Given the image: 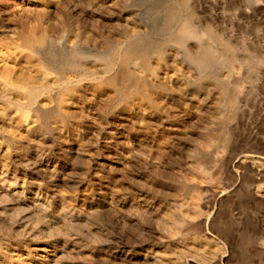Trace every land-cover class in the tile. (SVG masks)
Returning <instances> with one entry per match:
<instances>
[{"label":"rangeland","instance_id":"1","mask_svg":"<svg viewBox=\"0 0 264 264\" xmlns=\"http://www.w3.org/2000/svg\"><path fill=\"white\" fill-rule=\"evenodd\" d=\"M41 1L0 0V17L26 31L48 11L51 22L67 12L97 31L101 52L114 49L106 38L131 36L150 54L170 55L159 65L151 58L162 94L149 110L134 101V113H123L131 89L125 82L121 97L106 84L99 92L88 85L68 107L69 121L56 122L45 111L30 133L19 128L27 117L6 124L0 163L17 165L28 178L12 181L14 189L0 186V264H264V204L251 193L264 183V162L259 175L251 162L230 170L241 155L264 156V0ZM12 32L0 41L10 45ZM78 48L93 52L85 41ZM205 49L206 70L200 66ZM14 106L17 116L21 105ZM66 137L81 143L69 159L62 151ZM29 151L52 159L55 180L45 167L29 168ZM202 164L212 178L198 171ZM225 188L230 192L221 196ZM204 238L207 244L200 243Z\"/></svg>","mask_w":264,"mask_h":264},{"label":"bare ground","instance_id":"2","mask_svg":"<svg viewBox=\"0 0 264 264\" xmlns=\"http://www.w3.org/2000/svg\"><path fill=\"white\" fill-rule=\"evenodd\" d=\"M45 2L46 0L42 3ZM52 3L53 2H51V4ZM55 5L57 6L58 2ZM71 10V12H74V9ZM48 12L46 13L47 16L41 17L43 19L38 23H35V20L34 24L31 23L32 26L29 27V24H27L29 28H27L26 31H20V29L17 30L18 23L14 21V19L8 18V20H5L1 14L0 36H4V34L7 35L8 32L13 31L16 32L15 37L17 36L19 42H15L17 40L15 37H13L14 35L12 36V34L11 37L15 38V43L12 41L13 46L11 45V40H13L12 38L10 40L8 38L11 46L6 40L4 41L5 43H2L1 41H3V39H0V133L4 131L6 124H11L12 120L15 118L21 120L23 117L29 118V121L27 120L28 122L24 124L20 123L19 128L22 127V130L30 133L33 131L34 127L37 126V124L39 126V122L41 121L45 111L52 112L55 116L56 122H61L62 124L65 121H69L68 119L72 118V113L68 107L73 104V102L83 91L84 87L88 85L95 86L96 88H94L96 89V92H99L100 86L106 84L112 88V92L114 91L116 96L121 97L120 88H122L121 85H123L125 82L126 85L129 84L131 86V89L128 94L126 93L127 95H123V99L127 107L125 110L123 109V113H134V108L132 106L134 101L139 102L145 108V110L150 109V105L155 102L156 97L162 94V90L159 89V85L155 82V79L157 78V68L151 62V58H154L156 64L159 65L162 62H165L163 60L166 59L165 57H169L170 54H167L166 52L162 55L150 54L148 51L149 49L143 50L142 48H139L137 43H132L131 40L129 42L131 36L127 37V41H119L113 37L106 38L104 42L106 43L109 41V43H112V47L114 49L108 52H101L100 48L103 41L101 42L100 38H98L99 35L96 30L88 32V30L85 29L86 27L82 25L79 26L77 19H72V15L67 16L66 11L64 19L61 20L58 17L60 19L59 22H51L52 19L50 20ZM61 12L63 13L64 10H61ZM36 19L38 18L36 17ZM55 20L58 19H54V21ZM23 27H25L24 24ZM183 27L182 29H184L186 34H188L190 37L193 38L196 36V30H194V32L190 25H183ZM49 32H53L55 36L53 34H49ZM180 35H183V32ZM79 41L90 43L93 52H85L84 50L79 49ZM117 48L119 51H116ZM200 57V66L206 70L210 64V58L206 49L201 51ZM130 69L132 71H130ZM237 72H239V70ZM180 74L181 73L179 70L178 73L175 74L177 81L184 80L183 77H180ZM134 75L139 76V78L136 77L133 79V81H131L132 76ZM182 75L184 76V74H181V76ZM209 80L210 79L208 77L205 81L209 83ZM14 105H21L18 107L21 108L20 111L22 112L17 114V116L12 114L11 111L13 110L11 107ZM143 112L144 113L139 115L141 119H144V114L146 111ZM137 113L139 114V112ZM15 122V125L18 124V121ZM66 124L67 123H65V125ZM78 131L80 132V130ZM213 135L214 134L208 136V142H211L213 137H216ZM2 142L3 141H1L0 138V144ZM80 144L74 138H64L62 141V151L64 158L69 159L70 157H75L78 155L81 150ZM24 161L27 162L31 170L33 169V172L45 167L44 172L45 175L48 174L47 176L49 181L55 180L59 174L57 171V166H52L53 161L45 152L29 151L26 154ZM244 162H251L253 167L255 166L257 169V171L255 169V175H259L261 164L264 162V156L252 154L241 155L236 159L235 163L232 164L230 170L232 172L235 171V167H237L238 164H242ZM202 166L203 167H200L198 171L204 177L209 179L212 178L214 172L212 171L213 173H211V171H208L205 165L202 164ZM19 170L20 168L17 167V165L14 166L6 160L1 161L0 186L7 190H9V188L14 189L16 184L13 186V183H11L12 181L17 182V180H20L21 177L24 180L28 178L25 176V173H19ZM19 174L22 175L19 176ZM34 183H36V181ZM234 187L235 185L232 186L233 189ZM221 192L222 193L220 194L223 196L230 191L225 188L222 189ZM251 193L256 200L261 201L264 204V183H258V185H254L251 188ZM198 202L199 198L196 195L190 204V209L193 211L192 215L198 213ZM210 221L211 219L208 217L206 220L207 230L209 229V225L211 223ZM169 223L176 224L177 221L175 219L169 220ZM208 241L209 239L204 238L200 243L202 244L204 242V244H207ZM260 255L261 259L264 260V241L260 242ZM23 256L21 258H23ZM14 257L15 260H21L20 256L18 255ZM224 257L225 255L223 258ZM26 259H28V256ZM23 262L25 263V261Z\"/></svg>","mask_w":264,"mask_h":264}]
</instances>
